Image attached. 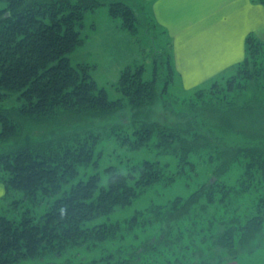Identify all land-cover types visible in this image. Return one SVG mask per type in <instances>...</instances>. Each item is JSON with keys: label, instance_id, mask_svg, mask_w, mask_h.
Segmentation results:
<instances>
[{"label": "trees", "instance_id": "16d2710c", "mask_svg": "<svg viewBox=\"0 0 264 264\" xmlns=\"http://www.w3.org/2000/svg\"><path fill=\"white\" fill-rule=\"evenodd\" d=\"M2 1L5 6L0 10V104L8 94L17 100L16 107L0 105L2 196L7 197L14 192L21 194L24 200H34L39 193L43 197H54L48 210L38 219L23 214L17 220L0 214V264H14L45 252L61 253L66 246L87 240L102 241L120 232V223L103 222L85 227L84 221L130 204L142 191L140 189L161 178L162 167L158 162L145 161L136 176L125 175L111 166L106 169L109 173L106 186L100 184L99 175L93 174L86 181H79L66 192H61L63 183L78 173V165L92 163L95 147L105 135L134 125L133 138L127 135L121 138L135 146L145 145L154 134L161 145L166 142L165 137L171 136L172 141L181 138L183 146L187 145L184 139L192 130L200 132L194 136V141L200 139L205 144L212 142V135L210 132L201 137L205 132L203 124L189 112H185L188 117L181 123L163 124L162 128L144 119L141 107L153 103L156 97L157 65L151 79H144L143 63L128 64L121 70L117 88L122 101L110 99L105 88L97 85L91 75V65L71 63L70 54L84 43L79 29L84 14L99 5L107 4L110 16L120 19L121 28L132 35L141 28L149 31L155 27L142 12V7L133 4L132 0ZM259 1L264 5V0ZM138 7L150 25H140L141 18L136 12H140ZM263 48L264 42L249 34L245 58L222 85L216 82L211 85V93L221 92L219 89L223 86L226 90L231 89L236 77L250 75L247 66L264 55ZM162 63L166 64V72L172 74L169 54ZM180 116L185 117L184 111L178 113ZM27 118L39 119L41 131L25 127ZM261 136L263 138L256 140L258 144H264V134ZM214 141L216 148H220V156L224 155L218 169L223 172L234 159L235 145L223 144L221 147L217 140ZM187 142L189 146L188 139ZM258 147L252 145L245 151L243 190H247L255 179L264 178V151ZM239 150L243 153L244 149L240 147ZM209 187L208 181L180 208L174 204L171 213L162 215L161 220L167 229L158 238H171L168 243L181 242L183 238L178 231L170 234L171 224L185 216L183 214L188 213ZM256 206V216L247 218L240 227L231 221L218 234L219 245L227 252L235 249L236 230L242 231V244L245 243L243 238L247 242L261 230L264 217L258 215H264V197ZM138 216L133 215L128 225L135 226ZM149 243L143 244L145 249L153 248V245L148 246ZM133 258H138V254ZM133 258H124L116 264H131Z\"/></svg>", "mask_w": 264, "mask_h": 264}, {"label": "rangeland", "instance_id": "374dc122", "mask_svg": "<svg viewBox=\"0 0 264 264\" xmlns=\"http://www.w3.org/2000/svg\"><path fill=\"white\" fill-rule=\"evenodd\" d=\"M4 6L5 2L0 0V10ZM136 12L141 18L140 25L149 23L142 17V12ZM112 21L119 23L120 19L109 15L107 4L85 12L79 27L84 43L70 54L71 63L91 65V75L97 85L105 88L110 99L122 101L117 88L121 70L128 64L143 63V77L151 79L157 65L156 97L153 103L141 107V115L162 128L163 124L181 123L183 118L186 120L188 117L185 112H189L203 124L205 132L200 136L211 132L212 142L194 141V136L200 132L192 130L184 139L186 146H183L181 138L172 141L171 136L165 137L166 142L161 145L156 134L145 145L135 146L121 138L126 135L133 138L134 125L105 135L95 147L92 163L78 165V173L63 183L61 192H66L79 181H86L93 174L99 175L100 184L106 186L109 178L106 169L111 166L120 173L136 176L145 161L158 162L162 167L161 178L140 189L142 191L130 204L84 221L85 227L103 222L120 223L122 231L102 241L87 240L66 246L61 253L45 252L14 264H116L137 254L138 258L131 259L134 261L131 264H264V221L258 234L247 242L243 238V244L240 241L242 231L236 230L234 250L227 252L217 238L231 221L240 227L247 218L256 216V205L264 197V178L255 179L247 190H243L241 185L246 169L243 158L247 157L246 149L257 145L264 151V144L256 142L264 134V55L247 66L250 75L236 77L231 89L226 90L223 86L219 89L221 92L215 94L210 91L213 89L211 85L214 82L222 85L224 79L235 73L237 64L216 75L192 77V81L188 82V76L178 69L174 61L171 44L166 43L167 36L157 26L149 31L140 29V44L139 40L134 44L130 40L131 35L121 29L123 35L119 36V43L117 40L118 44L113 45V40L109 38L111 30L115 31L109 27ZM150 39H155V49L151 42L145 43ZM129 47L130 51L126 50ZM167 54L170 55L172 74L166 72V64L162 63ZM1 104L7 108L16 107V97L8 94ZM180 111H184L185 117H178ZM26 120L25 127L41 131L39 119ZM214 140L221 147L223 144L235 145L234 159L223 172L218 169L224 155L220 156V148H216ZM240 147L244 149L243 153L238 152ZM208 181L211 187L198 197L197 203L183 214L185 216L171 224L170 234L178 231L183 240L168 243L171 238H158L167 229L161 216L171 213L174 204H177V209L180 208ZM41 195L39 193L34 200H24L21 194L14 192L7 197L0 195V214L17 220L23 214L38 219L54 199L53 196ZM133 215H139L138 223L131 227L128 220ZM147 241H150L148 246L153 245L152 249L144 248L143 244Z\"/></svg>", "mask_w": 264, "mask_h": 264}, {"label": "crops", "instance_id": "0c3cea01", "mask_svg": "<svg viewBox=\"0 0 264 264\" xmlns=\"http://www.w3.org/2000/svg\"><path fill=\"white\" fill-rule=\"evenodd\" d=\"M132 2L142 7L154 28L157 26L167 36L166 43L171 44L174 61L178 69L188 76V82L192 77L216 75L242 61L246 56V37L249 34L264 42V5L259 0ZM109 27L115 29L111 30L109 38L113 45L118 44L119 36L123 35L120 22L112 21ZM139 31L136 35L126 32L134 44L137 40L139 44L142 42ZM149 42L156 46L155 39L145 43ZM126 50L130 51V47ZM3 193L4 185L0 183V195Z\"/></svg>", "mask_w": 264, "mask_h": 264}]
</instances>
